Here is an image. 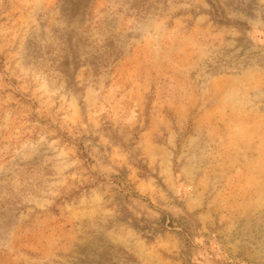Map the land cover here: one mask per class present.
<instances>
[{
	"label": "clouds",
	"instance_id": "1",
	"mask_svg": "<svg viewBox=\"0 0 264 264\" xmlns=\"http://www.w3.org/2000/svg\"><path fill=\"white\" fill-rule=\"evenodd\" d=\"M34 2L41 17L33 21L31 36L13 33L0 40V250L14 251L20 264L27 254L14 248L17 242L25 247L57 234L63 238L64 226L73 224L75 231L90 230L122 249L134 264H140L141 252L156 247L175 251V236L146 234L142 224L139 229L133 224L132 209L111 181L110 174L129 157L136 164L128 165L138 197L133 203L141 209L136 217L187 216L199 201L196 210L212 217L210 226L224 229L225 177L239 169L230 140L209 137L199 112L187 119L165 114L161 100L181 99L175 78L170 80L175 65L179 76L187 73L194 93L217 100L224 126L236 117H259L257 106L244 111L224 104L223 97L235 88V77L243 79L246 96L249 91L264 96V69L249 78L247 64L217 73L204 68L225 50L239 54L251 47L264 53V0H238L228 22L194 17L190 10L199 12L201 0H144L143 7L134 6L138 0H94L83 26H69L60 0ZM105 19L113 23L101 30ZM72 30L88 41L76 59L68 51ZM110 37L119 51L101 59ZM29 39L39 56L25 55ZM137 47L142 56L125 66L124 57ZM218 81H224L219 91ZM13 103L17 108L10 110ZM101 156L108 166L100 164Z\"/></svg>",
	"mask_w": 264,
	"mask_h": 264
},
{
	"label": "rangeland",
	"instance_id": "2",
	"mask_svg": "<svg viewBox=\"0 0 264 264\" xmlns=\"http://www.w3.org/2000/svg\"><path fill=\"white\" fill-rule=\"evenodd\" d=\"M93 6L94 0H60L58 5L69 26H83L86 19L91 17ZM134 6L143 7L144 0H138ZM196 7L199 12L195 8L190 10L194 17L204 14L214 21L228 22V16L238 10L239 4L238 0H201V4ZM40 17V6L34 0H3L0 3V40L10 38L13 33H18L19 38H24L27 34L31 36L33 21L38 22ZM112 23L113 21L105 19L101 21L99 28H110ZM114 39L110 37L105 43L103 53L100 54L101 59L119 51L112 43ZM67 40L69 54L74 59L77 58L78 50L88 43L75 30L67 33ZM25 47L26 56L40 55V49L31 39ZM142 54L141 48L133 49L131 56L124 57V65L136 61ZM241 64L249 65V78H252L255 71L264 69V53L253 51L251 47L239 54L225 50L218 54L214 64L204 68V72L217 73L227 68L234 69ZM2 66L3 58L0 57V68ZM198 72V69L193 70L190 78L196 77ZM173 78L181 99H162V111L178 119H187L189 114L199 112L209 137H223L226 143L230 140L239 169L225 177L221 206L229 213V224L222 230H219L218 225L212 228V217L196 210L199 201L193 202V212L187 216L177 218L171 213H163L161 219L155 220L145 213L138 218L135 213L141 209L137 203H133L138 197L129 180L131 168L128 167L129 164L136 167L134 158L129 157L128 164L110 174L112 183L121 190L124 201L132 209L128 215L138 229L142 224L141 230L146 234L168 233L179 240L175 251L156 247L154 251L141 252L140 264H264V120L259 118L264 117V96L258 97L253 91H249L246 96L242 87L243 79L235 77V88L230 89L223 97V103L230 107L237 105L244 111L248 107L257 106L259 117H236L231 125L224 126L223 108L219 107L215 98L208 101L200 93H194L187 73L183 77L179 76L175 65L171 68L170 80ZM223 83L224 81L217 82V91ZM16 99L21 104L26 103L19 94H16ZM153 99H156L155 90ZM9 107L10 110H15L17 105L13 103ZM14 116L13 111L12 117ZM3 122L4 117L0 114V123ZM232 140L235 141L234 144L231 143ZM191 143L195 150L197 141L193 139ZM99 160L102 166L110 163L104 156L99 157ZM148 207L154 208L151 204ZM64 231L68 235L63 238L57 234L48 240H37L25 247H21L23 241L17 242L14 248L27 254L20 264H134L122 249L113 247L102 236L94 235L90 230L86 229L82 234L75 231L73 224H67ZM151 241L152 236H149V242ZM14 255V251L0 250V264H16Z\"/></svg>",
	"mask_w": 264,
	"mask_h": 264
}]
</instances>
